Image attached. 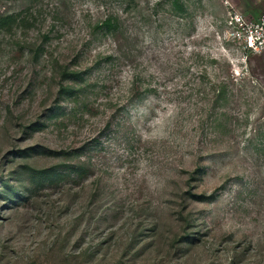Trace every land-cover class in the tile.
<instances>
[{
	"label": "rangeland",
	"instance_id": "374dc122",
	"mask_svg": "<svg viewBox=\"0 0 264 264\" xmlns=\"http://www.w3.org/2000/svg\"><path fill=\"white\" fill-rule=\"evenodd\" d=\"M264 0H0V264H264Z\"/></svg>",
	"mask_w": 264,
	"mask_h": 264
},
{
	"label": "built area",
	"instance_id": "2783aa9c",
	"mask_svg": "<svg viewBox=\"0 0 264 264\" xmlns=\"http://www.w3.org/2000/svg\"><path fill=\"white\" fill-rule=\"evenodd\" d=\"M225 38L241 47L248 56L264 53V15L257 20H250L241 12H231Z\"/></svg>",
	"mask_w": 264,
	"mask_h": 264
}]
</instances>
